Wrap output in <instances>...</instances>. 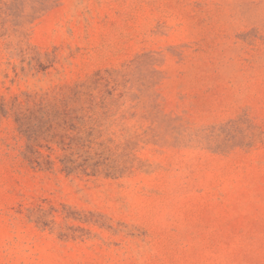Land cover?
<instances>
[{"label":"rangeland","instance_id":"obj_1","mask_svg":"<svg viewBox=\"0 0 264 264\" xmlns=\"http://www.w3.org/2000/svg\"><path fill=\"white\" fill-rule=\"evenodd\" d=\"M0 264H264V0H0Z\"/></svg>","mask_w":264,"mask_h":264}]
</instances>
